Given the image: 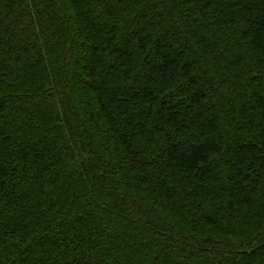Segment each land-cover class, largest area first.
<instances>
[{
  "label": "trees",
  "instance_id": "trees-1",
  "mask_svg": "<svg viewBox=\"0 0 264 264\" xmlns=\"http://www.w3.org/2000/svg\"><path fill=\"white\" fill-rule=\"evenodd\" d=\"M0 264H264V0H0Z\"/></svg>",
  "mask_w": 264,
  "mask_h": 264
}]
</instances>
